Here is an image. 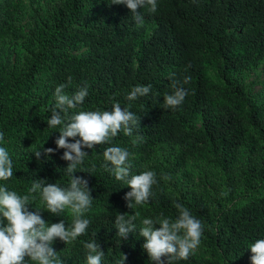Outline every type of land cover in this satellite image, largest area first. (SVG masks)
Masks as SVG:
<instances>
[{"label": "trees", "instance_id": "obj_1", "mask_svg": "<svg viewBox=\"0 0 264 264\" xmlns=\"http://www.w3.org/2000/svg\"><path fill=\"white\" fill-rule=\"evenodd\" d=\"M22 1L0 0V147L9 152L14 172L0 185L20 195L34 180L68 187L63 149L47 159L34 156L56 149L61 126L49 128L47 122L61 84L69 96L88 88L70 114L110 111L119 102L141 117L131 136L121 131L108 144L84 149L88 156L73 175L87 179L92 190L84 217L91 223L75 241L54 242L64 264H86L83 245L92 240L104 250L102 264H119L121 254L127 255L124 264H152L142 248L140 220H175L176 203L201 221L203 235L187 260L172 264H250V245L264 239V90L252 94L237 76L264 61V0H157L155 13L137 9L142 25L113 0H33L27 30L18 17ZM186 76L191 80L183 84L184 102L165 108L173 81ZM137 85H151V92L129 101ZM137 136L142 139L134 144ZM112 146L129 152L132 174L156 173L146 204L126 207L130 188L115 179L103 157ZM191 167L196 183L175 179ZM35 197L30 210L40 209L49 223L71 226L69 209L51 215L39 193ZM136 213V231L123 240L115 216Z\"/></svg>", "mask_w": 264, "mask_h": 264}, {"label": "clouds", "instance_id": "obj_2", "mask_svg": "<svg viewBox=\"0 0 264 264\" xmlns=\"http://www.w3.org/2000/svg\"><path fill=\"white\" fill-rule=\"evenodd\" d=\"M113 4L125 5L134 15L139 25L144 20L137 9L148 7L155 13L157 0H113ZM69 82L71 77L68 78ZM190 76L183 82L173 81V94L165 95L163 103L168 109H176L184 102L188 95L183 84L189 83ZM66 84L55 88L56 105L48 119L49 128L61 126L59 137L56 139V149L47 148L37 150L34 156L40 160L41 155L47 159L59 149H63L61 159L66 161L69 174L67 188L56 183H47L46 180H34L27 194L20 195L16 191L8 190L6 184L0 185V264H25L26 258L32 264H64L53 248L57 240L69 244L77 237L85 234L91 221L85 213L91 208L93 198L88 180L74 176L77 167L82 165L88 153L84 149L92 150L95 146L108 144L119 132L131 136L134 129L140 127V118L127 108H121L120 103L112 105L110 111H81L70 114L69 110L81 105L88 95L87 86L80 88L73 95L65 94ZM151 92V85H137L127 96L129 101L145 97ZM75 139L69 143V139ZM142 138L137 136L133 143ZM4 140L0 133V141ZM129 152L121 147H107L103 152L106 168L114 174L117 181H123L130 188L123 199L126 207L146 204L152 195V188L157 184L156 173L151 170L140 174H132V165L129 162ZM14 175L13 162L6 148L0 147V182L8 181ZM164 180L170 176L163 175ZM39 193L46 211L60 216L66 209L72 213L73 220L70 227L65 226L62 220L58 223H49L41 215L40 209L30 210L35 194ZM178 216L175 220L163 215L155 218L140 220L139 235L143 238V250L152 264H172L173 261L187 260L200 246L203 235V225L192 212L181 203H176ZM140 219L139 213L135 215L116 214L115 225L118 235L126 240L129 234L136 231V223ZM158 226V227H156ZM87 251L86 264H102L105 255L96 240L84 243ZM251 253L250 264H264V239H257L249 247ZM127 255L121 254L119 264H124Z\"/></svg>", "mask_w": 264, "mask_h": 264}, {"label": "rangeland", "instance_id": "obj_3", "mask_svg": "<svg viewBox=\"0 0 264 264\" xmlns=\"http://www.w3.org/2000/svg\"><path fill=\"white\" fill-rule=\"evenodd\" d=\"M33 0H23L21 4L20 14L18 15L19 21L22 25L23 30H27V15L29 13V7ZM43 4L47 0H38ZM213 70L209 71V75L212 76ZM237 79L248 85L251 88L252 94L259 93L264 90V61L259 64L256 69L252 71L245 70L240 75L237 76ZM176 180L183 182L185 180L194 179V182H197V175L194 173L193 168L180 173L175 178Z\"/></svg>", "mask_w": 264, "mask_h": 264}]
</instances>
